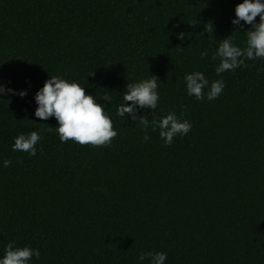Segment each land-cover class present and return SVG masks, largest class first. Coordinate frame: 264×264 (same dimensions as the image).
<instances>
[{"label":"trees","instance_id":"trees-1","mask_svg":"<svg viewBox=\"0 0 264 264\" xmlns=\"http://www.w3.org/2000/svg\"><path fill=\"white\" fill-rule=\"evenodd\" d=\"M242 2L0 0V84L17 93L0 95V258L15 241L39 250L29 264H151L138 259L149 251L166 253L164 264H264V60L217 76L211 59L229 35L245 46L251 26L231 23ZM194 71L209 84L223 78L218 98L187 94ZM54 75L105 105L118 133L110 145L41 131L58 126L34 115ZM151 75L160 100L137 115L175 112L192 125L170 146L151 127L145 142L138 120L116 115L127 83ZM32 131L42 136L36 155L13 151Z\"/></svg>","mask_w":264,"mask_h":264},{"label":"clouds","instance_id":"clouds-1","mask_svg":"<svg viewBox=\"0 0 264 264\" xmlns=\"http://www.w3.org/2000/svg\"><path fill=\"white\" fill-rule=\"evenodd\" d=\"M234 12L235 19L231 21L233 25L242 27L241 21H243L244 24L251 27L245 31L244 47L237 46L232 35L220 40L219 46L211 55L213 61L219 60L215 68L217 76H221L226 71H234L239 67L248 68L250 65L247 61L264 60V0H243L242 3L235 6ZM257 17H259L258 23ZM196 25V22L190 24L192 27ZM204 26V32H213L211 22ZM201 34L203 35V33ZM177 38L183 40L186 38V34L181 32ZM200 55L203 59L209 56V52L205 49ZM184 81L187 94L200 101L205 98V88H208L207 99L212 101L220 96L225 87L223 78L209 84V80L200 71L185 74ZM158 82L159 78L151 75L150 78L139 82L127 83V91L123 94L124 103L117 107L116 115L123 118L127 113L133 121L138 120L145 133L143 137L145 142L150 139L148 128L151 127L153 132L159 130V136L163 139L164 145L170 146L174 137L186 135L191 130L192 125L189 121L181 120L175 112H169L159 120L152 119L151 122L147 115H137L138 108L156 110L160 100L157 91ZM9 92L17 94L12 89H6L0 84V95H6ZM26 94L25 91L18 93L21 97ZM34 99L37 105L34 115L42 121L54 117L58 123L57 127L49 126L41 131L52 132L55 130L61 143L73 141L81 146H108L118 135L111 117L105 110V105L98 103L96 97L88 94L85 87L78 82H70L56 75L51 76L36 92ZM101 99L108 103L112 101V97L107 91L104 92ZM126 102L131 103L126 105ZM181 108L183 109L184 106L181 105ZM154 113L155 111L153 115ZM181 116H183V111ZM41 139V132L38 131H32L27 135L21 133L14 138L12 149L35 156L36 145ZM10 164V160L3 161L4 167H9ZM33 256L37 259L40 258L38 249L28 246L16 247L15 241H12L6 245L3 257L0 258V264H29ZM138 259L140 261L149 259L151 264H164L167 254L164 252H141Z\"/></svg>","mask_w":264,"mask_h":264}]
</instances>
